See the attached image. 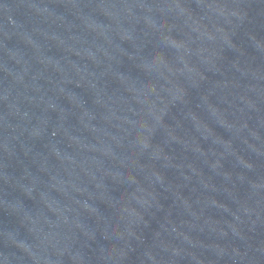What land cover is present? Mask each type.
<instances>
[{"label":"water","instance_id":"1","mask_svg":"<svg viewBox=\"0 0 264 264\" xmlns=\"http://www.w3.org/2000/svg\"><path fill=\"white\" fill-rule=\"evenodd\" d=\"M0 264H264V0H0Z\"/></svg>","mask_w":264,"mask_h":264}]
</instances>
